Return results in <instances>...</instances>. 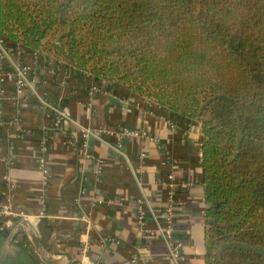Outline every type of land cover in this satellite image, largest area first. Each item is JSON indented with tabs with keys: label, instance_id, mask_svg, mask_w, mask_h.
<instances>
[{
	"label": "crops",
	"instance_id": "1",
	"mask_svg": "<svg viewBox=\"0 0 264 264\" xmlns=\"http://www.w3.org/2000/svg\"><path fill=\"white\" fill-rule=\"evenodd\" d=\"M4 44L0 74L30 67V85L18 93L13 83L0 84V201L13 186L14 208L27 216L0 231V264H175L151 234L164 227L170 205L186 263L206 264L200 122L52 56ZM57 108H68L72 121L56 127ZM87 129L103 139L85 141ZM42 142L47 181L38 167Z\"/></svg>",
	"mask_w": 264,
	"mask_h": 264
},
{
	"label": "trees",
	"instance_id": "2",
	"mask_svg": "<svg viewBox=\"0 0 264 264\" xmlns=\"http://www.w3.org/2000/svg\"><path fill=\"white\" fill-rule=\"evenodd\" d=\"M0 37L199 121L206 264H264V0H0Z\"/></svg>",
	"mask_w": 264,
	"mask_h": 264
},
{
	"label": "built area",
	"instance_id": "3",
	"mask_svg": "<svg viewBox=\"0 0 264 264\" xmlns=\"http://www.w3.org/2000/svg\"><path fill=\"white\" fill-rule=\"evenodd\" d=\"M9 52L5 47L4 40L0 37V64L2 61L8 56ZM30 73V67L27 66H19L15 71L5 72L3 71L0 74V84H4L6 82H11L16 87L18 93H22L25 89H27L30 85L28 75ZM56 113V127H61L62 125L69 123L72 121V113L68 108H57L55 109ZM103 134H96L93 131L87 129L84 131L83 136L85 141H88L91 137H96L98 139H103ZM127 135L130 136H140L139 132H127ZM118 147H120L121 143L119 142ZM39 157H38V167L42 171L44 175V180L47 181L50 177V173L48 170V146L46 142H42L39 147ZM8 159L10 162H14L15 160V150L13 145L10 148ZM14 187L10 186L9 189L4 193V200L0 201V217L6 219V223L4 226L0 227L1 232H5L7 229V225L9 223H13L18 221L20 225H23L24 222L27 221L26 214L23 211H16L14 206V196H13ZM42 202H44V198H42ZM44 214V209H43ZM138 223L143 225L145 220V213L139 210ZM174 231L175 226L173 222V209L170 205L166 209L165 219H164V227H159L155 232L151 234L159 236L165 242L169 249L170 258L175 262V264H187L182 253V245L176 244L174 242Z\"/></svg>",
	"mask_w": 264,
	"mask_h": 264
}]
</instances>
